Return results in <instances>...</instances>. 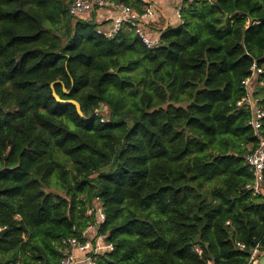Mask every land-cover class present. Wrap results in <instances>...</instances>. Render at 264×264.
I'll return each mask as SVG.
<instances>
[{
    "label": "trees",
    "instance_id": "obj_1",
    "mask_svg": "<svg viewBox=\"0 0 264 264\" xmlns=\"http://www.w3.org/2000/svg\"><path fill=\"white\" fill-rule=\"evenodd\" d=\"M70 1L0 0V264H60L95 203L114 247L97 264L261 257L264 184L242 189L256 138L236 104L254 66L264 111V0L180 1L155 49L130 30L104 38Z\"/></svg>",
    "mask_w": 264,
    "mask_h": 264
},
{
    "label": "built area",
    "instance_id": "obj_2",
    "mask_svg": "<svg viewBox=\"0 0 264 264\" xmlns=\"http://www.w3.org/2000/svg\"><path fill=\"white\" fill-rule=\"evenodd\" d=\"M147 3V0H138ZM176 2L183 0H174ZM107 10L115 14V19L108 27H98L96 33L106 39H110L117 33L124 30L132 31L140 42L149 49L160 46L159 35L151 34L148 31V23L156 14L152 5H147L138 12L135 8L111 2L109 0H71L68 13L72 17L90 18L97 11ZM176 21L181 23L180 6L176 8ZM261 69L251 68V75L246 78L242 85L246 90V95L237 102L238 107L248 108L251 111L249 125L251 126L256 143L247 149L243 156L244 164L249 168L252 178L244 184L243 190L253 197L263 194V171H264V131L262 120L264 111L257 100L252 98V83L255 77L260 74ZM105 120H102V122ZM85 215L90 219L78 237L72 236L59 240L60 264H97L98 256L110 253L114 247L112 243L106 241V236L98 234L99 225L105 222V213L102 205L95 203L87 206ZM240 249L244 246L237 244ZM264 247V246H263ZM257 248L252 250V255L247 264H255L258 260ZM195 252L201 257V250L195 248ZM206 264H214L212 260H207Z\"/></svg>",
    "mask_w": 264,
    "mask_h": 264
},
{
    "label": "crops",
    "instance_id": "obj_3",
    "mask_svg": "<svg viewBox=\"0 0 264 264\" xmlns=\"http://www.w3.org/2000/svg\"><path fill=\"white\" fill-rule=\"evenodd\" d=\"M145 6L152 5L156 14L148 23V31L151 34L159 35L160 31L166 27L177 25L176 8L180 6L179 2L174 0H147ZM144 6V7H145ZM96 23L102 27H108L115 19V14L112 11L101 10L94 13ZM174 23V24H171Z\"/></svg>",
    "mask_w": 264,
    "mask_h": 264
},
{
    "label": "water",
    "instance_id": "obj_4",
    "mask_svg": "<svg viewBox=\"0 0 264 264\" xmlns=\"http://www.w3.org/2000/svg\"><path fill=\"white\" fill-rule=\"evenodd\" d=\"M58 83V81L51 83L50 88L52 91V97L55 99V101L59 104H68V105H73L75 107V110L77 112V114L79 116H82V112H81V108L80 105L78 104V102L74 101V100H61L59 98V96L54 92V84ZM63 91L65 93H67V91H65V89H63ZM255 264H264V254L258 258L257 262Z\"/></svg>",
    "mask_w": 264,
    "mask_h": 264
},
{
    "label": "rangeland",
    "instance_id": "obj_5",
    "mask_svg": "<svg viewBox=\"0 0 264 264\" xmlns=\"http://www.w3.org/2000/svg\"><path fill=\"white\" fill-rule=\"evenodd\" d=\"M171 24H174V23H171Z\"/></svg>",
    "mask_w": 264,
    "mask_h": 264
}]
</instances>
